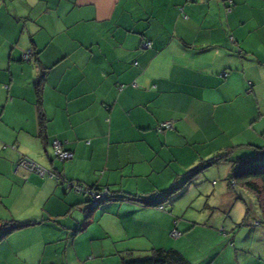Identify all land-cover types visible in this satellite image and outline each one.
Returning <instances> with one entry per match:
<instances>
[{"label": "crops", "instance_id": "0c3cea01", "mask_svg": "<svg viewBox=\"0 0 264 264\" xmlns=\"http://www.w3.org/2000/svg\"><path fill=\"white\" fill-rule=\"evenodd\" d=\"M232 1L0 0V227L30 223L0 238V264H123L154 248L264 264L255 194L228 180L248 145L264 146V0ZM55 138L71 158L55 156ZM220 154V205L248 204L254 227H195L173 196L170 210L144 202ZM19 155L58 178L15 169ZM69 181L124 198L88 211ZM197 229L207 240L189 250Z\"/></svg>", "mask_w": 264, "mask_h": 264}, {"label": "rangeland", "instance_id": "374dc122", "mask_svg": "<svg viewBox=\"0 0 264 264\" xmlns=\"http://www.w3.org/2000/svg\"><path fill=\"white\" fill-rule=\"evenodd\" d=\"M229 165V162L221 160V164H212L210 167H204L190 181V184L187 183L180 192L170 195V197L173 196L172 199H175L174 202L172 201V204H176V211L180 212L174 213L179 221L188 219L190 220V224L196 223L195 227H205V225L210 226L207 223V219H210L212 220L213 227H217L220 230L221 227H254V221L252 220L250 225L244 223L243 219H249L251 213H246V209L244 210L240 203L230 209H224L220 205L221 202L223 203L222 198L226 195V192H224L226 187L224 179L227 177L226 172L230 168ZM226 167L227 169L224 173ZM220 187L222 189L218 191ZM234 189L240 188L236 186ZM180 193L183 194L179 195ZM170 199L168 198L163 202V205L167 206L169 210L172 208L169 205ZM252 215L255 220L261 215L256 204L254 205ZM191 237L193 243L201 246L192 245L189 250H203L202 244L207 240L204 234L197 229ZM192 256L193 260L200 259V255L197 253H192Z\"/></svg>", "mask_w": 264, "mask_h": 264}, {"label": "trees", "instance_id": "16d2710c", "mask_svg": "<svg viewBox=\"0 0 264 264\" xmlns=\"http://www.w3.org/2000/svg\"><path fill=\"white\" fill-rule=\"evenodd\" d=\"M227 4V3H226ZM233 3L231 4V6ZM227 7V5H226ZM40 88V80L36 82V89ZM39 94V92H38ZM39 124L44 125L45 119L41 111H39ZM164 130V129H162ZM161 130V131H162ZM251 147V152L246 153L243 156L238 157L234 160L233 167L229 173L228 180L229 182H234V184H239L244 188L250 190L255 194L258 207L262 213L264 221V146L248 145ZM56 156V155H55ZM57 157V156H56ZM225 158V154L216 155L215 157L206 160L187 172L186 178L184 181H187L192 177V175L200 172L204 167L209 166L218 160ZM36 163V162H35ZM37 164V163H36ZM39 165V164H38ZM181 184L173 185L170 189H167L163 192V195L160 198L146 199L145 203L157 206L163 204L174 191L180 188ZM92 188L101 189L100 186H91ZM107 188V187H106ZM107 195L99 199L96 206L91 207L86 200L87 210L91 211L98 207L102 202L107 200H120L124 197L115 194L114 192L109 191L107 188ZM249 212V206L246 205V213ZM30 224L29 222L21 223L15 221H9L2 223L0 227V238L10 233L11 231L26 226ZM123 264H189V262L183 257V255L176 249L170 248H154L151 251V254L144 257H130L124 258Z\"/></svg>", "mask_w": 264, "mask_h": 264}, {"label": "built area", "instance_id": "2783aa9c", "mask_svg": "<svg viewBox=\"0 0 264 264\" xmlns=\"http://www.w3.org/2000/svg\"><path fill=\"white\" fill-rule=\"evenodd\" d=\"M227 3V10L231 9V4L233 3L232 0H224ZM144 46L150 47L151 46V42L147 41L144 43ZM25 58L29 57V54L26 53L24 55ZM172 120H166L163 122L158 123L157 125V130L161 131L162 129H169L172 127ZM52 147H53V152L54 154L61 160H66L72 157V152L68 149H65L63 147V142L61 140H59L58 138H55L52 141ZM24 169L28 172H34L36 174H38L39 176H44V175H48L49 177H56V174L48 171L46 168L42 167L41 165L36 164L34 161H32L31 159H28L25 156L19 155L16 164H15V169ZM58 178V177H56ZM69 186H73L76 190H80L83 189V187L81 185H79L78 183H75L73 181H69L68 182ZM107 188L106 187H102L101 189H96V188H92V187H84L83 192L86 196V200L88 201L89 205L91 207L96 206V204L98 203L99 199H101L103 196L107 195ZM158 209H164L163 205H157ZM222 230V229H221ZM171 236L173 237H178L180 236V232L176 229L173 228L170 231Z\"/></svg>", "mask_w": 264, "mask_h": 264}, {"label": "clouds", "instance_id": "9594fccd", "mask_svg": "<svg viewBox=\"0 0 264 264\" xmlns=\"http://www.w3.org/2000/svg\"><path fill=\"white\" fill-rule=\"evenodd\" d=\"M232 183H234V182H232ZM159 205H163V204H159ZM164 206V205H163ZM157 207V206H156ZM165 208V207H164ZM160 210H163V209H160Z\"/></svg>", "mask_w": 264, "mask_h": 264}]
</instances>
